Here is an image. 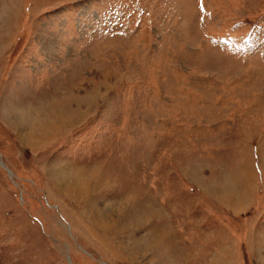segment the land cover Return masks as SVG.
I'll return each mask as SVG.
<instances>
[{"label":"rangeland","instance_id":"374dc122","mask_svg":"<svg viewBox=\"0 0 264 264\" xmlns=\"http://www.w3.org/2000/svg\"><path fill=\"white\" fill-rule=\"evenodd\" d=\"M0 264H264V0H0Z\"/></svg>","mask_w":264,"mask_h":264},{"label":"bare ground","instance_id":"6f19581e","mask_svg":"<svg viewBox=\"0 0 264 264\" xmlns=\"http://www.w3.org/2000/svg\"><path fill=\"white\" fill-rule=\"evenodd\" d=\"M18 120V119H17ZM16 121V120H15ZM20 123V122H19Z\"/></svg>","mask_w":264,"mask_h":264}]
</instances>
